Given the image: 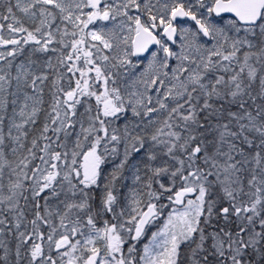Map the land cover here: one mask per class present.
I'll list each match as a JSON object with an SVG mask.
<instances>
[{
  "label": "snow or ice",
  "instance_id": "1",
  "mask_svg": "<svg viewBox=\"0 0 264 264\" xmlns=\"http://www.w3.org/2000/svg\"><path fill=\"white\" fill-rule=\"evenodd\" d=\"M0 264H264V0H0Z\"/></svg>",
  "mask_w": 264,
  "mask_h": 264
}]
</instances>
